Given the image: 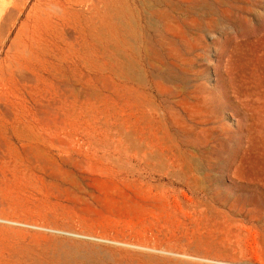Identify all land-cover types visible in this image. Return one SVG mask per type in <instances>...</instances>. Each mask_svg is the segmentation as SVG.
I'll return each mask as SVG.
<instances>
[{"label":"rangeland","instance_id":"rangeland-1","mask_svg":"<svg viewBox=\"0 0 264 264\" xmlns=\"http://www.w3.org/2000/svg\"><path fill=\"white\" fill-rule=\"evenodd\" d=\"M54 1L0 82V264H264V0Z\"/></svg>","mask_w":264,"mask_h":264},{"label":"bare ground","instance_id":"bare-ground-1","mask_svg":"<svg viewBox=\"0 0 264 264\" xmlns=\"http://www.w3.org/2000/svg\"><path fill=\"white\" fill-rule=\"evenodd\" d=\"M96 1L94 0V2H96ZM92 2H93V0H92ZM20 3H22V4L18 5L13 10L12 13L11 12L8 13V11L5 8L6 5L3 7L2 6L0 7V53L2 52V50L5 46V43L11 34V30L13 28H15V26L17 25V22L19 20V16L23 12L25 4H23L22 1L18 2V4H20ZM56 4L57 3L54 0H46V3L43 4V8L34 14L32 21H31V24L29 25V27L26 31V34H23L25 36L23 44H21L17 48V46L14 47L15 41H11L8 48H6L4 59L0 60V82L1 81L4 82V84H1V85H6V89L13 87L12 88V91H13L14 87H17V85L18 86L23 85V87L24 86L26 87L27 86L26 84H28V83L32 84V86L31 85H28V86L33 87L35 83H38L40 81L39 71H41V69L42 70H45V69H43L44 67H41V69H40L41 65L40 66L37 65V63L40 62V59H39V55L36 54V52L39 50V48H36V46H38L39 43L41 42L44 33H47L48 31H52L55 28V23L53 21H51L52 20L51 19V17H52L51 12L52 11H49V7L51 5H56ZM94 4H96V3H94ZM7 9H9V8H7ZM10 9H11V7H10ZM52 9L55 10V12H57V14H59V16L62 15L61 10H60V12H58V11H56L57 9H54V8H52ZM87 9H89L88 6H87ZM146 21H147V19H146ZM22 27H23L22 25L19 27V29H18L19 33L23 29ZM68 31H65V32L67 33ZM71 32L69 31L70 34L67 33L68 36L71 35L70 37L74 36L71 34ZM70 37L68 39L70 42L73 43L74 40ZM74 37H77V36H74ZM71 40H73V41H71ZM74 49H75V47H74ZM37 66L39 69L35 68ZM0 89H2V88H0ZM15 90L16 89H14V91ZM10 91H11V89H10ZM83 93H84V91H83ZM1 96H3V95H1ZM0 99H2V98L0 97ZM3 99H5V97ZM8 101L6 100L7 104H9ZM6 103H5V105H6ZM43 108H41V110ZM37 109H40V108L37 107ZM7 111H9V109H7ZM46 112L48 113V111H46ZM5 113H3V114H5ZM42 114H44V113H42ZM6 115H8V114H6Z\"/></svg>","mask_w":264,"mask_h":264}]
</instances>
